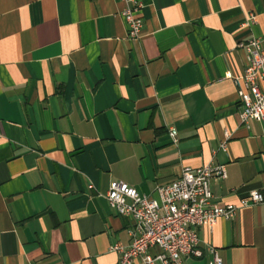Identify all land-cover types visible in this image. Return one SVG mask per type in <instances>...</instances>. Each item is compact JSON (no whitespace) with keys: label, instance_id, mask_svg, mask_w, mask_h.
Masks as SVG:
<instances>
[{"label":"crops","instance_id":"crops-1","mask_svg":"<svg viewBox=\"0 0 264 264\" xmlns=\"http://www.w3.org/2000/svg\"><path fill=\"white\" fill-rule=\"evenodd\" d=\"M139 1L132 40L121 0H0V264L118 262L133 223L109 206L111 181L156 198L183 167L222 164L212 203L264 198V129L239 122L233 82L237 43L264 47V0ZM196 231L185 264L209 247L264 264V201Z\"/></svg>","mask_w":264,"mask_h":264},{"label":"built area","instance_id":"built-area-1","mask_svg":"<svg viewBox=\"0 0 264 264\" xmlns=\"http://www.w3.org/2000/svg\"><path fill=\"white\" fill-rule=\"evenodd\" d=\"M121 1L127 37L136 40L142 32L143 5L139 0ZM254 21L255 16H247V22ZM236 46L246 56L243 73L233 78L240 108L239 122L247 125L250 120H256L264 129V47L254 37L239 41ZM168 133L175 141L176 130L170 127ZM224 135L221 150H225L230 133L225 131ZM226 174L222 164L185 166L175 180L155 187L156 198L140 194L124 182L111 181L106 192L109 206L133 223L131 242L128 245L116 243L110 248L120 254L115 264H132L135 259L141 264H185L190 256L200 257L198 227L211 230L219 218H233L239 207L264 201L260 193L253 191L248 199H241L238 204L212 203L210 181L224 179ZM208 251L211 254L208 264H223L216 249L209 247Z\"/></svg>","mask_w":264,"mask_h":264}]
</instances>
